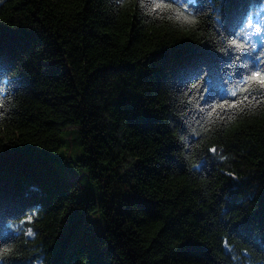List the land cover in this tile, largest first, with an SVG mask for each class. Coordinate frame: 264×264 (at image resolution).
Listing matches in <instances>:
<instances>
[{
	"label": "trees",
	"instance_id": "1",
	"mask_svg": "<svg viewBox=\"0 0 264 264\" xmlns=\"http://www.w3.org/2000/svg\"><path fill=\"white\" fill-rule=\"evenodd\" d=\"M201 5L0 0V264H264V106L204 118L238 99L226 37L264 0Z\"/></svg>",
	"mask_w": 264,
	"mask_h": 264
},
{
	"label": "snow or ice",
	"instance_id": "2",
	"mask_svg": "<svg viewBox=\"0 0 264 264\" xmlns=\"http://www.w3.org/2000/svg\"><path fill=\"white\" fill-rule=\"evenodd\" d=\"M197 4L198 0H192L191 3L188 0H152V11L159 12L161 9H175L177 10V18L183 17L191 23H196V13L202 7V5L198 7ZM180 9L183 11H180ZM189 10H191L190 15ZM226 40L227 47L223 51L232 55L235 62H237L236 75L240 77L233 85V88L227 92V95L238 99L231 101L221 97L222 102L216 100L214 103L208 104L206 114L203 106L196 105V100L191 98L187 100L188 104L196 105L197 110L201 114H205L204 118L215 116L216 119L221 121L231 120L233 115L243 113L253 105L264 106V48H261L260 53L256 55L258 47L264 45V19L254 21L250 16H246L239 30L234 29L226 37ZM257 40H259V44L256 42ZM193 78L198 80L199 76L196 75ZM185 86L187 87V84ZM193 90H197L200 93L209 91L211 95L210 90L203 89L196 83L191 85L189 92ZM197 99L202 100L204 97L203 95H198ZM3 107V101H0V110ZM0 115H2V112H0ZM206 151L215 155L218 149L210 147ZM220 158L225 159L223 155ZM194 167H200V165H194ZM229 175L232 174L229 173ZM27 220L31 222V217H28ZM26 235L31 236L33 233L29 230ZM8 251H11V249ZM0 252H3V249H0Z\"/></svg>",
	"mask_w": 264,
	"mask_h": 264
},
{
	"label": "rangeland",
	"instance_id": "3",
	"mask_svg": "<svg viewBox=\"0 0 264 264\" xmlns=\"http://www.w3.org/2000/svg\"><path fill=\"white\" fill-rule=\"evenodd\" d=\"M252 19L254 21H260L264 19V6L260 8L255 15H253ZM64 137V143L59 150L62 158V166L68 170L74 180H78V197L84 198L85 196L87 197L89 195H94V189L96 186L92 183V181H90L88 175L85 174L83 169L75 166L73 167V165L70 163V160L75 158L80 153V146L76 136L72 133H68L64 135L63 138ZM89 216L94 222L95 227L97 229H102L103 220L96 213H92Z\"/></svg>",
	"mask_w": 264,
	"mask_h": 264
}]
</instances>
